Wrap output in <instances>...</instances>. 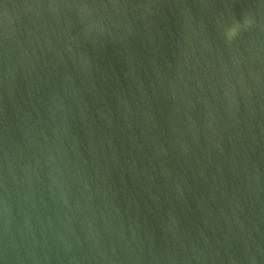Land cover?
Returning <instances> with one entry per match:
<instances>
[{
  "label": "water",
  "instance_id": "water-1",
  "mask_svg": "<svg viewBox=\"0 0 264 264\" xmlns=\"http://www.w3.org/2000/svg\"><path fill=\"white\" fill-rule=\"evenodd\" d=\"M0 264H264V0H0Z\"/></svg>",
  "mask_w": 264,
  "mask_h": 264
},
{
  "label": "clouds",
  "instance_id": "clouds-1",
  "mask_svg": "<svg viewBox=\"0 0 264 264\" xmlns=\"http://www.w3.org/2000/svg\"><path fill=\"white\" fill-rule=\"evenodd\" d=\"M236 33V28L233 27V28H230L226 31V36L227 38L231 39L232 36H234Z\"/></svg>",
  "mask_w": 264,
  "mask_h": 264
}]
</instances>
